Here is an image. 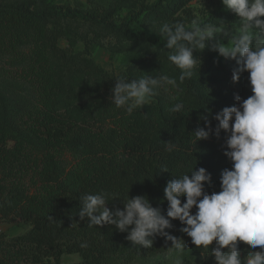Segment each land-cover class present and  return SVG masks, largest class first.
I'll list each match as a JSON object with an SVG mask.
<instances>
[{
	"label": "trees",
	"instance_id": "trees-1",
	"mask_svg": "<svg viewBox=\"0 0 264 264\" xmlns=\"http://www.w3.org/2000/svg\"><path fill=\"white\" fill-rule=\"evenodd\" d=\"M58 0L0 1V221L23 222L29 229L13 238L0 236V264L25 260L39 264L63 254L78 253V264H128L138 258L171 250V241L157 236L152 248L133 246L114 225H88L79 208L85 194L104 193L108 207L123 208V200L146 196L166 214L164 188L173 175L204 167L211 173L205 190L219 192L220 176L231 161L224 155L226 134H214L194 143L191 134L204 127L201 115L211 120L226 106L237 105L239 95H252L247 71L233 82L234 60L210 47L193 55L210 69L208 75L186 78L175 86L157 88L161 101H150L129 114L111 103L118 76L105 69L88 50L75 48L71 20L98 22L139 43L165 45L166 38L134 24L114 25L92 10L83 11ZM77 1V0H75ZM94 1V0H85ZM192 0H154L144 13L160 20L185 23L193 17ZM199 18L211 24H228L233 34L236 14L221 0ZM190 23L186 27H191ZM65 39L68 46H61ZM148 52L136 49L130 63L141 62ZM183 102L182 113L170 107ZM175 145L169 152L165 142ZM169 171H160L162 167ZM182 203L185 198L181 197ZM193 208V213L195 212ZM167 229L184 242L179 220ZM86 243V247H81ZM259 250V246L255 249Z\"/></svg>",
	"mask_w": 264,
	"mask_h": 264
},
{
	"label": "clouds",
	"instance_id": "clouds-1",
	"mask_svg": "<svg viewBox=\"0 0 264 264\" xmlns=\"http://www.w3.org/2000/svg\"><path fill=\"white\" fill-rule=\"evenodd\" d=\"M221 2L238 17L235 34L228 24L206 23L199 18L192 20L191 27L177 20L172 25L165 23L161 29L166 38L165 48L174 50L168 59L181 70L180 82L193 75L197 65L194 50L206 47L235 61L234 83L241 73H249L253 94L246 99L237 94L234 97L237 105L215 113L213 119L218 123L214 130L208 116L201 115L205 126L197 127L191 134L195 144L213 134L219 138L222 130L226 134L224 155L232 166L222 170L221 190L209 194L205 186L211 185V173L204 167H194L167 181L163 197L167 201L166 214L143 195H128L122 209H110L108 201L117 197L109 199L104 193L85 194L80 200L79 217L81 220L87 217L90 227L114 225L127 233L126 239L133 246L145 249L152 248L157 236L164 237L166 243L171 241L169 248L178 253L174 264H184L185 246L182 238L167 231L173 228V220L181 222L180 231L191 238L202 254L210 253L215 264H264V0ZM176 84V80L164 75L140 79L118 76L111 89V103L131 114L150 102L155 88ZM184 108V103L178 101L169 111L182 113ZM174 147L165 142L166 151L171 152ZM160 171L169 170L165 166ZM181 197L185 202L182 203ZM240 242L253 249L243 260Z\"/></svg>",
	"mask_w": 264,
	"mask_h": 264
},
{
	"label": "rangeland",
	"instance_id": "rangeland-1",
	"mask_svg": "<svg viewBox=\"0 0 264 264\" xmlns=\"http://www.w3.org/2000/svg\"><path fill=\"white\" fill-rule=\"evenodd\" d=\"M1 1V0H0ZM154 0H58V4H67L71 7L79 8L83 11L92 10L96 12L100 18L105 16L107 20L113 22L114 25L126 23L128 26L133 25L140 29L161 35L162 26L167 23L172 25L171 21L160 20L144 13V8L151 4ZM190 11L193 17L185 21L186 24L192 22L195 18H200L210 7L209 0H192L189 3ZM73 30L74 37L77 39L75 48L78 50H88L93 46L92 57L100 63L108 71L115 74L125 72L130 73L132 79H140L148 76L159 77L161 75L175 79L181 73L169 59L168 56L174 53V50L165 48V45H150L139 43L126 35L116 32L114 29L102 25L98 22L89 23L82 20H71L68 24ZM61 46H68L65 39L59 41ZM136 49H144L148 55L138 64L130 63V54ZM197 59V58H196ZM210 69L204 66L197 59V65L193 70L192 77L201 74L208 75ZM154 95L150 101L154 103L160 102L161 97L158 89H154ZM29 229V224L23 222H1L0 236L4 240L20 235ZM184 264H215L214 257L209 254H202L190 241L184 242ZM214 246V245H213ZM212 247V246H210ZM240 256L243 260L249 251H253L250 246L244 242L239 244ZM178 253L175 249L157 254L154 256L138 258L128 264H174ZM81 257L78 253L63 254L59 263H55L52 259L43 260L39 264H78ZM18 264H34L29 261L22 260Z\"/></svg>",
	"mask_w": 264,
	"mask_h": 264
}]
</instances>
